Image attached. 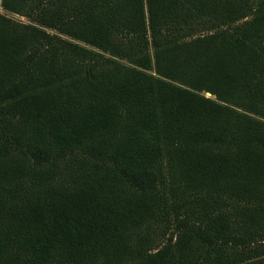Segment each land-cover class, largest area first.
<instances>
[{
    "label": "trees",
    "instance_id": "16d2710c",
    "mask_svg": "<svg viewBox=\"0 0 264 264\" xmlns=\"http://www.w3.org/2000/svg\"><path fill=\"white\" fill-rule=\"evenodd\" d=\"M0 5V264H264V0Z\"/></svg>",
    "mask_w": 264,
    "mask_h": 264
},
{
    "label": "rangeland",
    "instance_id": "374dc122",
    "mask_svg": "<svg viewBox=\"0 0 264 264\" xmlns=\"http://www.w3.org/2000/svg\"><path fill=\"white\" fill-rule=\"evenodd\" d=\"M0 12L6 13L7 15L13 17V18L16 19V20H20V21H24V22H27V21L29 20V19H28L26 16H24V15H21V14L14 13V12H12V11H8V10L3 9V8L1 7V5H0ZM206 94H207V92H206Z\"/></svg>",
    "mask_w": 264,
    "mask_h": 264
},
{
    "label": "water",
    "instance_id": "95a60500",
    "mask_svg": "<svg viewBox=\"0 0 264 264\" xmlns=\"http://www.w3.org/2000/svg\"><path fill=\"white\" fill-rule=\"evenodd\" d=\"M207 95H211V92L210 91H207Z\"/></svg>",
    "mask_w": 264,
    "mask_h": 264
}]
</instances>
